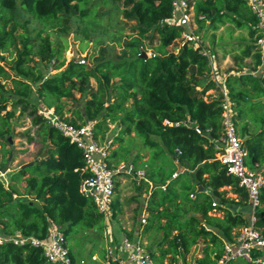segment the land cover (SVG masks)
<instances>
[{"label":"trees","instance_id":"trees-1","mask_svg":"<svg viewBox=\"0 0 264 264\" xmlns=\"http://www.w3.org/2000/svg\"><path fill=\"white\" fill-rule=\"evenodd\" d=\"M189 5L196 32L209 24L248 33V45L233 57L239 56V62L251 57L250 69L259 73L240 64L239 73L227 75L224 84L246 151L244 165L258 170L263 180L253 215L254 227L264 235V54L257 44L262 28L246 0H189ZM171 12L170 0H0V169L12 151L9 137L16 111L35 128L34 136L30 130L22 136L30 143L39 140L46 152L9 173L6 182L0 178V237L19 233L43 240L49 224L55 223L64 233L70 263L80 264L68 241L77 230H91L104 220L79 190L89 174L80 149L40 112L41 105L73 125L89 123L94 138L107 143L110 167L129 162L134 171L145 172L139 183L130 173L117 172L109 208L111 218L122 214L123 204L135 202L142 208L145 223L138 222L127 235L156 231L157 248L150 250L156 264H178L199 240L203 244L193 264H218L225 242L233 241L247 223L227 205L235 202L229 194L248 202V193L217 157L223 97L220 84L211 78L210 56L200 47L179 44L183 28L167 22ZM120 15L133 22L124 39L108 30ZM52 28L62 42L53 43ZM70 32L92 41L90 63L65 62L64 40ZM175 44L177 51L169 50ZM48 69L56 72L49 74ZM112 123L118 131L109 142L106 133ZM132 137L141 139L142 146L130 157L125 140ZM119 178L130 179L135 191L124 202L117 195ZM95 250L87 251V264H101L92 260ZM0 264L51 262L41 246L0 240ZM228 264L248 262L237 257Z\"/></svg>","mask_w":264,"mask_h":264},{"label":"built area","instance_id":"built-area-1","mask_svg":"<svg viewBox=\"0 0 264 264\" xmlns=\"http://www.w3.org/2000/svg\"><path fill=\"white\" fill-rule=\"evenodd\" d=\"M171 18L167 22L183 28L180 45L188 43L194 47H200L203 54L208 55L202 46V36L194 29L193 7L189 0H170ZM253 13L258 18V26L262 28L263 36L257 41L262 54H264V0H246ZM85 60L81 58L80 63ZM212 76V74H211ZM214 79V78H213ZM216 80V79H215ZM221 88L222 102V126L223 133L216 142L219 153L218 159L225 165L226 171L239 179V185L247 190L248 202L251 206V214L246 225L239 229L238 234L231 242H225L218 264H228L231 259L240 257L250 264H264V235L254 227L255 217L253 209L258 204V189L263 183L258 170L249 169L244 165L246 151L242 147V139L237 134L232 118L229 96L225 85L218 82ZM41 112V111H40ZM49 117L50 122L73 142L80 149L84 160L85 168L89 174L80 183V192L89 197L104 216L111 215L110 203L114 198L115 174L117 172L130 173L137 183L145 178L143 170H133L129 162H120L116 167H110L107 163V143H99L93 136L89 123L84 125H73L64 120L58 119L52 109L42 111ZM196 132L200 133L198 128ZM174 176V175H173ZM164 189V186H162ZM192 196V195H191ZM214 205V203L212 204ZM145 214H142L139 222L145 223ZM0 240H12L14 243L30 242L32 245L41 246L44 254L51 264H71L68 256L66 240L62 229L55 223H50L47 236L43 240L33 237H24L16 233L12 237H0ZM105 244L103 257L94 261L101 264H156L151 257L150 250L145 247L139 239L130 238L123 233L118 244H112V237H108Z\"/></svg>","mask_w":264,"mask_h":264},{"label":"rangeland","instance_id":"rangeland-1","mask_svg":"<svg viewBox=\"0 0 264 264\" xmlns=\"http://www.w3.org/2000/svg\"><path fill=\"white\" fill-rule=\"evenodd\" d=\"M132 23V21H127L120 15L116 21V24H114V26L108 27L109 33L118 35L121 39H124L126 35L131 33L130 27L132 26ZM194 24V29L198 30V25L195 21ZM113 27H118V29H114ZM119 27L122 30H119ZM198 32L201 34L203 39L202 46L211 59V65L213 68L211 72V78L216 79L217 82L221 81V84H224L227 75L239 73L238 71L241 68L240 64H244L243 70H251L250 68L253 66L251 57H245L240 62L239 56L237 59H234L233 57L234 55H240L241 48L243 49L246 45H248L249 37L246 31L236 29L231 25L217 26L216 28H212L209 27V24H206V26ZM49 33L53 43L62 42V38H60L55 28L49 29ZM83 37V35L75 34L74 32H70L65 36V62L70 60L79 61L81 58H84L86 62H91V57L89 54L93 51L94 45L91 40L87 41ZM106 42L108 43V40ZM114 44L116 45L115 50L118 51L119 46L117 42H114ZM177 48L178 45L175 44L171 46L169 50L176 52ZM225 48L230 50V52L225 53ZM146 53L147 55H150L151 51L148 50ZM55 72V70L48 69L49 74ZM251 72L253 74H258L259 70H251ZM92 83L94 85L93 81ZM5 85L9 87L11 84L6 82ZM212 92L213 91L210 90L207 93ZM76 96L78 97L79 94H76ZM69 105L71 106L74 104L70 103ZM39 110L42 112L46 109L39 105ZM15 115L17 119H15L13 122V131L9 137L10 146H12L10 163L8 164V168L5 171H2L3 168L0 169V178L4 182L7 181L9 173L16 170L24 163L33 162L34 160L44 156L45 152L42 151L39 140H35L30 143L24 138V136H22L27 130H30L31 135L34 134L35 128L31 126L30 121L28 119L18 118V111L15 112ZM109 126V131L106 133V141L111 142L113 136L118 131V125L112 123ZM125 143L129 145L130 157L134 155V153L137 152L142 146L141 139L137 137L126 139ZM113 147L116 148L117 145H114ZM1 158L2 154L0 153V160ZM119 180L120 184L117 189V195H119L121 202H124L126 199H129L131 196L135 195V191L130 179L126 180L119 178ZM24 197L28 198L27 196ZM138 200L139 203H143V196H140ZM230 207H233V205ZM122 210V214L117 215L115 218H111V215L104 216V220L97 223L91 230L81 231L77 227V229H79L77 230L78 233L73 236L72 240L68 241V245L73 246L75 253L80 255V264H87L86 254L91 247L96 249V260L101 259L105 244L108 242V237H112V244H118L123 233H127L132 227L137 226L142 214H144L142 208L140 206L138 207L135 202L123 204ZM236 210H239L244 216L248 218L251 212V206L249 203L240 202L236 206ZM134 211H136V213H134ZM100 226L104 227L101 232H98ZM133 239L141 240L147 249L156 251L159 235L156 233V231L151 229L148 232L141 234L139 237L134 235ZM202 244V241L199 240V242L191 248V251L188 255L185 257H179L178 264H193L194 258L200 254L199 250L202 247ZM248 264L250 263L248 262Z\"/></svg>","mask_w":264,"mask_h":264},{"label":"water","instance_id":"water-1","mask_svg":"<svg viewBox=\"0 0 264 264\" xmlns=\"http://www.w3.org/2000/svg\"><path fill=\"white\" fill-rule=\"evenodd\" d=\"M142 56H146V53L145 52H143L142 54H141ZM263 100H264V96H263V98H262ZM111 102V96H110V94H109V97H108V99H107V103H110ZM84 114V113H83ZM11 149H12V146H11ZM46 154V152H44V155ZM10 158H11V153H9V156H8V158H7V161H6V163H5V165H4V167H3V169H2V171H5L7 168H8V164L10 163ZM30 164H32V162H28V163H24V164H22L20 167L22 168V167H24V166H26V165H30ZM202 189V187L200 186V185H198V190H201ZM200 220L202 219L201 217L199 218Z\"/></svg>","mask_w":264,"mask_h":264},{"label":"crops","instance_id":"crops-1","mask_svg":"<svg viewBox=\"0 0 264 264\" xmlns=\"http://www.w3.org/2000/svg\"><path fill=\"white\" fill-rule=\"evenodd\" d=\"M231 195H234V194H230V197L231 198H233L234 200H235V202H232V203H229V204H227L229 207L230 206H232L233 205V207H230V208H232L233 210H236V206L240 203V202H238V199L235 197V195L234 196H231ZM246 203H249V202H246ZM226 205V206H227ZM236 211H239V210H236ZM240 212V211H239ZM250 214H251V212H250ZM250 214H249V216H250ZM249 216H248V218H249ZM246 217V216H245ZM247 218V217H246ZM247 218V219H248Z\"/></svg>","mask_w":264,"mask_h":264}]
</instances>
